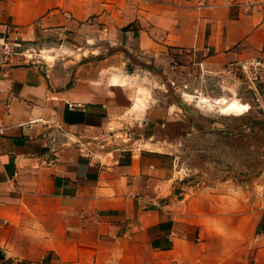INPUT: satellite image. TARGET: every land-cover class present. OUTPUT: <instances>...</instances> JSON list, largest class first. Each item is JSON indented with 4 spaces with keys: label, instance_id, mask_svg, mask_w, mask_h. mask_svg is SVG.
<instances>
[{
    "label": "crops",
    "instance_id": "obj_1",
    "mask_svg": "<svg viewBox=\"0 0 264 264\" xmlns=\"http://www.w3.org/2000/svg\"><path fill=\"white\" fill-rule=\"evenodd\" d=\"M41 32L66 56L23 57ZM254 58L264 0H0V264H264V177L195 183L154 97Z\"/></svg>",
    "mask_w": 264,
    "mask_h": 264
},
{
    "label": "rangeland",
    "instance_id": "obj_2",
    "mask_svg": "<svg viewBox=\"0 0 264 264\" xmlns=\"http://www.w3.org/2000/svg\"><path fill=\"white\" fill-rule=\"evenodd\" d=\"M37 37L16 46L23 57L51 62L66 56L56 50L59 44L53 33L41 32ZM156 82L157 102L164 106L175 101L194 117L193 135L182 141L179 154L189 167L202 170L192 175L195 183L232 179L244 187L264 177V111L244 74L211 73L201 68L189 72L178 66L171 72L163 70ZM249 105L254 109L244 112ZM180 124V120L172 122V128Z\"/></svg>",
    "mask_w": 264,
    "mask_h": 264
},
{
    "label": "built area",
    "instance_id": "obj_3",
    "mask_svg": "<svg viewBox=\"0 0 264 264\" xmlns=\"http://www.w3.org/2000/svg\"><path fill=\"white\" fill-rule=\"evenodd\" d=\"M4 49L6 50L7 47L4 46ZM236 69L245 75L249 87L255 91L256 101L261 103L264 100V58H254L240 63ZM262 232L264 233V224Z\"/></svg>",
    "mask_w": 264,
    "mask_h": 264
}]
</instances>
